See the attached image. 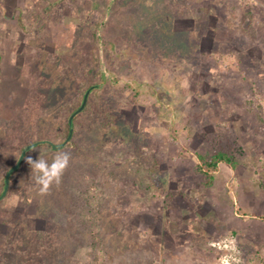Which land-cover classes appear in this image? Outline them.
Listing matches in <instances>:
<instances>
[{
	"label": "rangeland",
	"instance_id": "1",
	"mask_svg": "<svg viewBox=\"0 0 264 264\" xmlns=\"http://www.w3.org/2000/svg\"><path fill=\"white\" fill-rule=\"evenodd\" d=\"M15 3L4 34L18 43L0 47V191L20 147L62 143L104 81L74 145L34 146L14 171L0 264H264V0ZM222 148L236 166L219 163L206 186L195 155ZM57 152L68 166L38 194L27 159Z\"/></svg>",
	"mask_w": 264,
	"mask_h": 264
},
{
	"label": "trees",
	"instance_id": "2",
	"mask_svg": "<svg viewBox=\"0 0 264 264\" xmlns=\"http://www.w3.org/2000/svg\"><path fill=\"white\" fill-rule=\"evenodd\" d=\"M56 4H57V1L55 3H51L49 5L48 10L50 8H53ZM101 25H103V23H101ZM97 26H98V24L96 23L94 25V28L96 29ZM98 31L99 30H96L94 32V36L97 38V40L100 39V35H98ZM104 43L100 39V44L103 45ZM166 46H168V45H166ZM169 49H171V47ZM98 68L100 69V60L98 61ZM100 75L102 76L101 73H100ZM102 81H104V79L101 77L100 84L99 83H92L91 85L87 86V88L85 89V91L86 90H89V89H91L93 87H99L101 85ZM134 96H135V98H138V96H140V92L139 93L138 92H135V95ZM81 98H83V96H81ZM81 101H82V99H81ZM80 103L81 102H79V104L73 108V110L71 111V113L73 111H75L80 106ZM88 106H89V103L87 102V104H86L83 112L87 110ZM68 118H69V116H68ZM76 121H77V115L74 116L71 124L68 123V119H67V121L65 122V126H64V129H63V134H62L64 139H66V137L68 136L70 128H76L75 127ZM112 123H114L113 120H111L109 124H112ZM103 126H106V125H103ZM73 145H74V142H73L72 139H70L63 147H68V146H73ZM24 146H26V144L22 145L20 147V150H22ZM38 146H48L49 148L54 149L52 147V145L49 144V143H47V142L41 143L39 145H36V147H38ZM29 152H30V150H28L26 152L24 158L27 157V155H28ZM182 154L187 155V152L186 151H183ZM195 156L197 158L196 172L200 176L202 183L204 185H206V186H208L213 181V178H214L213 177V174L217 170L219 163H225L229 167L235 168L236 162H237L236 155L230 149H223L222 148V149H217V150H214V151H212L210 153H207L206 155L196 154ZM154 163L155 164L152 165L151 173L155 177L156 176V169L158 167H157L156 161H154ZM6 172L4 174H6ZM13 174H14V172L10 175V180L13 178ZM3 185H4V178H3ZM1 192H2V190L0 191V193Z\"/></svg>",
	"mask_w": 264,
	"mask_h": 264
},
{
	"label": "clouds",
	"instance_id": "3",
	"mask_svg": "<svg viewBox=\"0 0 264 264\" xmlns=\"http://www.w3.org/2000/svg\"><path fill=\"white\" fill-rule=\"evenodd\" d=\"M69 160L68 152H57L51 158L43 156L36 160L28 158L27 163L33 178V190L38 194H45L50 186L58 184Z\"/></svg>",
	"mask_w": 264,
	"mask_h": 264
},
{
	"label": "water",
	"instance_id": "4",
	"mask_svg": "<svg viewBox=\"0 0 264 264\" xmlns=\"http://www.w3.org/2000/svg\"><path fill=\"white\" fill-rule=\"evenodd\" d=\"M89 92H90V90H87L84 93L83 99L81 101L80 106L75 111H73L70 114V116L68 118V123L69 124L72 123V120H73L74 116L76 114H78L79 112H81L83 110V108L85 107ZM71 136H72V128H70L69 134L66 137V139L62 143H60V144H57L56 145V144L52 143L49 140H38V141L29 143L26 146H24L23 149L21 150V152H20V154H19L16 162L7 170V172H6L5 176H4V185H3L2 192L0 193V200L6 195V193L8 191L9 181H10V175L21 165L22 160H23V158H24V156H25V154H26V152L28 150H30L34 146L39 145V144L44 143V142H47V143L51 144L54 149H60V148H62L70 140Z\"/></svg>",
	"mask_w": 264,
	"mask_h": 264
},
{
	"label": "crops",
	"instance_id": "5",
	"mask_svg": "<svg viewBox=\"0 0 264 264\" xmlns=\"http://www.w3.org/2000/svg\"><path fill=\"white\" fill-rule=\"evenodd\" d=\"M16 1L17 0H15V2ZM15 2L13 3V5H11L12 7H7V5H6L8 10H4L5 5L0 3V13H1L0 14V18H1L0 19L1 20L0 21V47H1L4 40L17 41V43H18V40H14L15 35H13V34L5 35L4 34L6 32L7 26H8V24L5 23V21L10 20L11 17H13V16L17 19V12H19V9H21V7L18 5V3H15ZM13 6H14V8H13ZM10 9H11L10 13L6 14L7 12H9ZM24 9H26V7ZM20 11H22V10H20Z\"/></svg>",
	"mask_w": 264,
	"mask_h": 264
}]
</instances>
